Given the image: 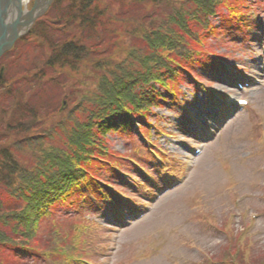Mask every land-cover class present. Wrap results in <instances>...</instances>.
<instances>
[{"label": "trees", "instance_id": "16d2710c", "mask_svg": "<svg viewBox=\"0 0 264 264\" xmlns=\"http://www.w3.org/2000/svg\"><path fill=\"white\" fill-rule=\"evenodd\" d=\"M104 1L56 0L16 45L23 50L5 60L0 83V264H27L24 256L33 264H92L83 227L72 226L69 232L53 215L61 206L81 208L89 193L106 195L100 175L106 165L114 167L117 154L107 135H132L136 119L144 122L161 103L157 85L174 95L186 73L197 67L211 71L217 55L203 49L209 37L228 21H237L232 26L244 35V17L250 15L242 11L247 0H120L114 13ZM106 14L114 27L96 35ZM215 17L218 26L212 23ZM32 49H37L33 56L43 59H35L39 69L32 82L38 90L29 103L23 94L31 95L25 80L33 69L20 59L27 60ZM14 81L21 89L9 88ZM60 100L62 108L55 105ZM50 115L56 118L47 123ZM247 251L235 250L227 264H264V256L249 257Z\"/></svg>", "mask_w": 264, "mask_h": 264}, {"label": "rangeland", "instance_id": "374dc122", "mask_svg": "<svg viewBox=\"0 0 264 264\" xmlns=\"http://www.w3.org/2000/svg\"><path fill=\"white\" fill-rule=\"evenodd\" d=\"M104 2L109 7L112 4L113 13L121 5L120 0ZM245 5L248 8L242 11L255 19L247 37L244 34L242 39L240 31L232 26L236 22L228 21L203 47L223 59L217 62L220 66L215 72L196 68L195 74L200 75L207 91L185 76L179 86L181 90L178 88L182 99L179 97L175 105L161 103L163 106L150 114L149 121L162 130L157 135V127L150 126L151 139L164 151L165 164L172 163V172L159 169L157 160H149V147L154 145L146 144L139 131L132 135L111 132L107 135L108 145L123 158L117 159L118 171L106 165L101 177L106 179L110 171L108 183L123 196L136 197L138 204L128 210L124 203H119L124 210L120 219L105 200L87 203L79 209L61 206L53 215L54 221L65 224L63 229L69 232L72 226L83 227L81 234L92 251L90 254L87 249L93 264H223L232 250L243 248L249 249V257L264 256V2L247 0ZM133 13L139 15L138 11ZM251 15L244 19H250ZM111 21L106 14L104 24L95 34L100 36L109 27L113 29ZM212 23L220 25L219 17ZM99 36L92 39V44H96ZM18 47L6 59L15 58L24 48L22 44ZM36 52L37 49H32L27 60L20 59L27 65L24 67L33 69L25 80L30 81L25 89L31 95L23 94L29 103L37 89L36 81L32 82L39 69L34 65L35 59H43L41 55L33 56ZM237 69L260 84L248 91L238 90L235 81L241 76L235 72ZM14 86L21 89L16 81L9 88ZM3 91L4 87H0V100ZM235 94L247 98L249 105L231 115L222 97ZM55 105L62 108L64 102L55 101ZM10 115L19 117L11 111ZM49 117L47 123L56 118ZM145 126L148 129V124ZM200 146L202 151L195 154L194 150ZM172 175L177 176L174 182L169 181ZM136 182L140 184L135 185ZM255 213L256 219L251 216ZM49 234L51 229L46 236ZM23 261L33 264L26 256Z\"/></svg>", "mask_w": 264, "mask_h": 264}, {"label": "water", "instance_id": "95a60500", "mask_svg": "<svg viewBox=\"0 0 264 264\" xmlns=\"http://www.w3.org/2000/svg\"><path fill=\"white\" fill-rule=\"evenodd\" d=\"M54 1L34 0L32 8H28V0L26 2L0 0V58L19 38L31 30L34 23L47 13Z\"/></svg>", "mask_w": 264, "mask_h": 264}, {"label": "bare ground", "instance_id": "6f19581e", "mask_svg": "<svg viewBox=\"0 0 264 264\" xmlns=\"http://www.w3.org/2000/svg\"><path fill=\"white\" fill-rule=\"evenodd\" d=\"M27 0H23V2H26Z\"/></svg>", "mask_w": 264, "mask_h": 264}, {"label": "flooded vegetation", "instance_id": "af4514ba", "mask_svg": "<svg viewBox=\"0 0 264 264\" xmlns=\"http://www.w3.org/2000/svg\"><path fill=\"white\" fill-rule=\"evenodd\" d=\"M1 68V67H0Z\"/></svg>", "mask_w": 264, "mask_h": 264}]
</instances>
